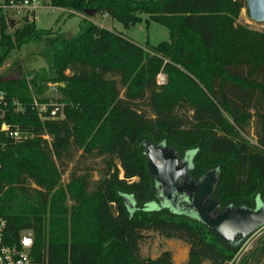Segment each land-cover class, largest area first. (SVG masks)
Segmentation results:
<instances>
[{"label":"trees","instance_id":"obj_1","mask_svg":"<svg viewBox=\"0 0 264 264\" xmlns=\"http://www.w3.org/2000/svg\"><path fill=\"white\" fill-rule=\"evenodd\" d=\"M10 1L22 0H0ZM41 1L72 15L90 8L125 27L146 15L169 39L141 45L85 14L65 37L25 18L12 21L0 8V67L37 43L47 63L23 72L15 60L17 76L0 78V89L24 105L22 112L8 109L9 121L31 134L0 152V215L10 241L30 230L32 255L46 264H174L166 250L141 255L144 233L153 231L187 244L183 264H225L237 247L153 202L143 149L165 143L194 151L195 174L217 170L213 196L223 207L252 206L257 197L264 203V32L237 23L245 0ZM50 82L64 117L40 120L30 101L43 99ZM251 126L254 143L245 138ZM97 158L99 169L87 162ZM70 162L64 191L60 178ZM94 170L100 177L90 189ZM128 198L138 208L128 207ZM64 200L72 201L69 219ZM150 203L158 208L146 209ZM255 254L264 257V238L248 256Z\"/></svg>","mask_w":264,"mask_h":264},{"label":"rangeland","instance_id":"obj_2","mask_svg":"<svg viewBox=\"0 0 264 264\" xmlns=\"http://www.w3.org/2000/svg\"><path fill=\"white\" fill-rule=\"evenodd\" d=\"M43 7H38L35 10V18L34 24L37 28L41 29H52L57 30L60 34L65 37H69L75 34L79 29V22L84 16V14H69L67 11L59 9L50 10L47 8V5L43 3ZM51 11V12H50ZM86 16V15H85ZM94 23L107 28L112 31L120 32L125 34L127 37L137 42L138 44L144 45L146 42L154 45L160 41H165L169 39L168 29L154 21L146 22V15H141V21L138 23L125 27L121 23L117 22L114 19H111L108 16L102 17L100 14H96L95 16L89 17ZM237 23L247 26L250 29L262 31L264 32V22L256 23L248 17L247 11L244 8L241 9L239 13V17L237 19ZM42 47V43L37 44H27L23 45L20 49L15 50L11 57L8 58L5 63L0 67V76L7 80L15 76L18 71L15 69V60L20 61L23 72L37 70L41 67H46L47 63L45 59L39 54L40 49ZM2 78V79H3ZM158 83H165V76L163 74H159ZM47 92V89L45 93ZM44 93V95H45ZM246 140L254 143L256 141L253 127L251 126L248 129V134L245 135ZM191 137H189L188 142ZM182 141L185 142V140ZM187 143V142H186ZM147 148H144L143 151H146ZM189 153L194 154V151L190 150ZM87 162L94 166L96 169L100 168V160L97 158L96 160L88 159ZM74 162L69 163V167L61 174L60 184L61 188L66 191L67 182H68V173L70 171L71 166ZM99 173L97 170H94L90 174V189L93 188L96 181L99 179ZM119 177H122V172L120 171ZM159 192L153 195L155 202L159 201ZM205 202V201H204ZM72 204L71 200H64L63 205L67 208V212L65 217L69 219L68 212L70 211V206ZM127 204L130 205V208L135 207L138 208L139 202L135 201L133 198H128ZM145 207L146 209H157L154 203H150ZM163 212H170L164 207H160ZM262 238H264V224L258 227L256 230L248 234V236L241 242L239 250L237 254H235L234 261L232 264H255L257 261L260 263L264 261V257H257L255 255H250L253 251H258V246L262 243ZM169 251L172 257V261L174 264H183L187 260L188 255V246L186 243L178 240V239H166L159 236L156 232L148 231L144 233V238L141 241L140 252L142 256H148L151 258H155L162 251ZM248 256V257H247ZM254 256V257H253ZM245 257V261L243 259ZM203 264H208V262H203Z\"/></svg>","mask_w":264,"mask_h":264},{"label":"water","instance_id":"obj_3","mask_svg":"<svg viewBox=\"0 0 264 264\" xmlns=\"http://www.w3.org/2000/svg\"><path fill=\"white\" fill-rule=\"evenodd\" d=\"M245 9L251 20L256 23L264 22V0H245ZM83 13L91 17L94 10L87 8L83 10ZM16 76L17 74L14 77ZM145 148H147L145 155L149 173L153 177L154 183L160 185L162 197L170 201L174 191L182 193L187 188L190 189V186H177L176 184L177 178L183 175L187 169L185 162L178 165V159L173 148L166 146L165 143H146ZM216 183L217 170L211 169L204 173L203 179L198 184L192 186V206L195 207L196 213L194 218L205 224L222 240L234 241L233 246L237 247L238 250L241 242L248 234L264 224V204L259 199L258 206L256 205V208L253 209L244 206H227L226 210L218 212L215 217H211L209 214L219 206V203L213 200ZM192 190L190 189L189 193ZM186 191L188 192V190ZM204 201L207 204L203 205ZM128 207H130L129 204Z\"/></svg>","mask_w":264,"mask_h":264},{"label":"built area","instance_id":"obj_4","mask_svg":"<svg viewBox=\"0 0 264 264\" xmlns=\"http://www.w3.org/2000/svg\"><path fill=\"white\" fill-rule=\"evenodd\" d=\"M43 6L41 0L10 1L8 4L0 2L1 9L10 11L12 21L21 18L29 22L34 21L35 10ZM47 8L55 9L50 5ZM58 97L57 84L50 82L47 84V92L43 99L32 97L30 107L40 120L61 119L64 117V103L59 101ZM23 107L21 101L8 97L6 92L0 89V152L5 149L9 141L18 144L31 137V134L21 129L18 124L9 121L7 115L8 109L15 113L22 112ZM8 236L7 220L0 215V264H46L45 261L35 259L32 255L33 236L30 230L22 231L16 241H10ZM234 257L235 255L225 264H232Z\"/></svg>","mask_w":264,"mask_h":264},{"label":"flooded vegetation","instance_id":"obj_5","mask_svg":"<svg viewBox=\"0 0 264 264\" xmlns=\"http://www.w3.org/2000/svg\"><path fill=\"white\" fill-rule=\"evenodd\" d=\"M189 152L190 151H188V150H184L181 153L177 150H174V154L178 159V165H181L185 162L186 163V169H187L183 175H181L177 178L176 184H177V186H183V185L190 186L189 188L192 190V188H193L192 186H195L196 184H198L203 179L204 173L203 174H195V172L193 171V157H194V155L192 153H189ZM154 186H155L156 192H158V190H160L159 201L158 200L155 201V204L157 206L164 207L167 210L171 211L172 213L177 212L176 214L184 215L187 217H193V218H194V216L196 217L195 207L192 206L193 190L191 193H189L190 189H188V188L186 189V190H188V192L186 190L183 191L182 193H178V192L174 191L172 194L173 198L170 201H167L164 197L161 196L160 185L154 184ZM213 200H216L214 198V196H213ZM258 200H259V198L257 197V198H255L254 204L252 206L244 205V207H248L251 209L256 208V205L258 206ZM202 204L203 205L207 204V202H203ZM227 206L239 207L241 205H235V204L229 203L228 205L223 207L219 204V206H217L216 209L213 212H211L209 215L211 217H215L218 212H222V211L226 210ZM194 219H196V218H194ZM225 242L233 245L234 241H232V242L231 241H225Z\"/></svg>","mask_w":264,"mask_h":264},{"label":"crops","instance_id":"obj_6","mask_svg":"<svg viewBox=\"0 0 264 264\" xmlns=\"http://www.w3.org/2000/svg\"><path fill=\"white\" fill-rule=\"evenodd\" d=\"M104 16H106V15H102V17H104Z\"/></svg>","mask_w":264,"mask_h":264}]
</instances>
